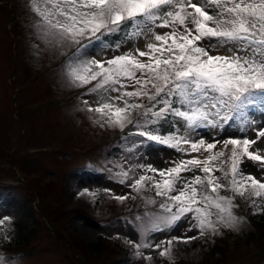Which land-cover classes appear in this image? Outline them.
Segmentation results:
<instances>
[{"label": "snow or ice", "instance_id": "6c2138e0", "mask_svg": "<svg viewBox=\"0 0 264 264\" xmlns=\"http://www.w3.org/2000/svg\"><path fill=\"white\" fill-rule=\"evenodd\" d=\"M29 9L42 42L77 47L66 76L85 89L83 104L96 123L128 129L129 159L141 152L147 157L143 150L151 144L180 154L170 167L114 164L113 178L129 189L113 194L116 201L151 192L145 202L158 206L137 217L132 231L138 239H125L137 256L151 262L155 254L168 256L174 242L196 239L176 235L185 226L200 235L231 227L236 197L264 213V175L245 165L264 168V155L251 150L264 140V123L254 129L255 138L245 134L255 123L248 110L264 108V0H29ZM148 32L155 43L132 47ZM125 44L130 50L118 51ZM101 48L117 54L99 59L94 53ZM237 122L239 137L208 141L200 134L226 132ZM160 233L169 235L153 243Z\"/></svg>", "mask_w": 264, "mask_h": 264}, {"label": "rangeland", "instance_id": "374dc122", "mask_svg": "<svg viewBox=\"0 0 264 264\" xmlns=\"http://www.w3.org/2000/svg\"><path fill=\"white\" fill-rule=\"evenodd\" d=\"M154 31L162 34L167 29ZM147 43H155L151 32L136 40L132 47L144 50ZM76 50L75 45L48 44L38 38L29 0H0V252L3 253L0 264H108L118 259L119 248L114 242L138 239V232L132 231L137 217L146 218L158 206L146 204L145 198L153 196L151 192L141 196L131 193L123 203L116 201L113 194L125 195L129 189L113 178L117 171L114 164L125 168L130 163L170 167L173 160L180 158L170 148L151 144L143 150L147 157L141 152L138 158L129 159L132 154L126 148L130 144L124 140L128 129L121 132L118 128L101 127L95 122L94 114L85 109L84 92L73 93L75 86L66 76L65 67ZM124 50H130V46L125 44L118 51ZM94 54L99 59H108L117 52L101 48ZM88 99L94 103L96 97ZM248 113L255 123L248 126L245 134L255 138L254 129L264 123V108L255 106ZM132 115L136 117L135 112ZM238 127L239 122L226 132L201 129L200 134L208 141L233 134L239 137L242 133ZM33 147L47 148L31 151ZM221 147L218 145L217 150ZM251 150L264 155V140ZM245 165L251 174L264 175V168L258 163L245 160ZM85 190L96 195L80 196ZM237 202L235 199L237 220L231 227L221 226L215 235L209 233L201 238L195 229L188 232L186 226L182 227L177 236L197 238L189 243L174 242L169 255L162 258L175 264H179L178 260L204 264L208 257L215 264H261L264 260L261 261L259 254L264 255V248L254 255L250 249L255 241L234 234L237 231L244 234L248 227L254 239L258 234L264 240V229L261 226L255 229L249 220L242 218L245 211ZM18 218H24L27 223L36 219L32 225L20 227V231L30 226L35 230L27 236L24 245L9 242L14 232L12 223ZM225 233L233 236L225 237L222 249L210 256V243L204 239L211 235L213 241L220 240ZM156 235L153 243H159L164 236L167 239L169 234ZM99 237L106 240L100 241L101 247L96 250L92 242ZM142 251L153 255L150 250ZM129 257L124 264H159L158 254L149 262L137 256L133 248Z\"/></svg>", "mask_w": 264, "mask_h": 264}, {"label": "trees", "instance_id": "16d2710c", "mask_svg": "<svg viewBox=\"0 0 264 264\" xmlns=\"http://www.w3.org/2000/svg\"><path fill=\"white\" fill-rule=\"evenodd\" d=\"M242 205H244L245 207H246V209H250L251 208V204L249 203V202H247L246 200H244V202L242 203ZM238 207H239V205H238ZM253 207V206H252ZM254 209H256V211L255 212H257V215H258V218H256L254 221H249V223H250V225L251 226H253L255 229L256 228H258L259 226H261L263 229H264V213H262L260 210H259V208L257 207V208H254ZM31 210V209H30ZM32 211V210H31ZM34 221V220H33ZM34 222H36V221H34ZM33 222V223H34ZM22 223H25V222H22V221H20V220H17V221H15L14 223H12V230L14 231L12 234H10V238H11V240L9 239V241L10 242H12V244L13 245H15L16 243H19V244H21L22 243V245H24V244H26V240H27V236L29 235H32V233H34L35 232V230H34V228L33 227H31L30 226V228L28 229H26L25 231H20V227H23V226H25L24 224H22ZM22 224V225H21ZM249 233V234H248ZM254 233L247 227L246 228V233H244V234H242V239L243 240H247V239H249L248 241H252V242H254L255 241V246L253 247V249H250L251 251H254V255L255 254H257L258 252H260L263 248H262V245H261V243L259 242V239H257L256 237H258L257 235L258 234H256V236H255V239H254V236L252 237V235H253ZM223 235H221V237H222ZM233 236V235H232ZM222 242H224V244L223 245H220V244H218L217 242H215V243H210V242H208V243H210V244H208V246L211 248V255L210 256H212V255H214L215 253H213V252H215V250L216 251H218L217 249H222V246H224L225 245V239L223 238L222 240H221ZM257 242H258V244H257ZM92 247H94L96 250H99L100 249V247H101V244H99V242L98 241H95V242H92ZM15 247V246H14ZM257 247V248H256ZM11 252H12V254H14V253H16L15 252V250H10ZM263 251V250H262ZM17 254V253H16ZM221 256V255H220ZM217 257V256H216ZM259 258H261V259H263L264 258V255L262 256L261 254H259ZM121 260V259H120ZM120 260H114L113 262H111V264H120ZM217 260V259H216ZM163 261H165L164 262V264H168V262H167V260H163ZM162 260H161V262H163ZM167 262V263H166ZM178 262H179V264H189V263H187V262H182V261H179L178 260ZM208 262H210L211 264H215V261H212L209 257L205 260V263H208ZM204 263V264H205ZM259 262H255L254 264H258Z\"/></svg>", "mask_w": 264, "mask_h": 264}]
</instances>
